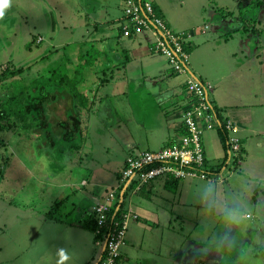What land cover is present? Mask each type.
<instances>
[{
	"label": "crops",
	"instance_id": "0c3cea01",
	"mask_svg": "<svg viewBox=\"0 0 264 264\" xmlns=\"http://www.w3.org/2000/svg\"><path fill=\"white\" fill-rule=\"evenodd\" d=\"M107 1L87 0L89 5L83 4V16L91 15L93 22L86 20L84 32L77 36V40L80 39L82 58L87 54L90 43L98 42L94 46L96 55L92 62L83 58L88 64L83 61V66L81 64L79 69L82 70L80 77L84 79L81 82L84 84L82 92L89 98L92 114L99 118L98 121L95 117L93 127H97V134L111 133L115 142L123 140L125 135L117 133H121L119 130L124 127L127 139L120 143L127 148H134L133 152L141 151L142 140L147 148L159 149L179 136L178 122L182 111L189 106L188 94L184 88L187 76L172 71L166 58L152 49L155 40L152 33L141 31L132 33L130 37H123L117 27L122 16L123 0ZM211 17L209 27L204 25L198 28L199 31L192 28L179 32L188 37V73L209 86L210 104L215 113L222 120L230 118L237 128L235 136L241 145V161L237 171L228 172L224 164L218 175L208 173L211 176L209 179H185L175 185L170 180L168 184L159 179L129 196L126 205L135 218L130 220L131 224L128 223L125 245L120 251L117 264H206L196 255L207 253H195L199 247L210 250L213 246L209 242H213L218 233V230L215 233L214 217L228 212L232 218L228 219L227 216L225 222H235V215L231 213L233 206L228 209L227 203L236 197L238 186L241 188L244 184L248 189L253 183L252 177L258 175L255 167L264 163V98L260 97L264 93V78L261 76L262 71L256 72L255 66L261 67L262 61L255 59L258 54L254 55L259 46L254 38H249L247 47L255 48L253 52L244 54L245 51L239 44L230 48L228 45L231 40L242 38L239 35L244 37L249 29L241 27L243 24L239 22L230 23L228 17L225 18L218 12ZM65 32L73 36L75 28L67 22ZM247 38L246 36L244 39ZM73 42L76 41L71 38L69 43L73 45ZM206 43L209 44V56L205 57L203 49L199 50L197 47ZM87 66L92 69L87 70ZM74 70L66 73L70 80ZM256 74L259 80H256ZM124 106L135 116L138 114L137 118L123 116ZM142 106H154L158 109L155 112H145L141 109ZM137 122L144 126H140L141 131L131 133V125L140 124ZM202 140L206 165L209 169H216L225 154L216 129L205 130ZM254 151L255 156H252L250 152ZM124 158L122 164L126 159ZM85 164L88 167L83 169L84 174L87 170L89 175L86 190H76V184L67 180V185L62 186L67 187L65 190L71 191V195L63 202L65 215L46 216L50 224L65 223L80 236H77L78 240L71 241L72 246L68 242L62 245L71 255L63 264H91L102 253L101 241L95 238L94 232L74 224L81 218L88 217L92 207L108 191L105 189L101 193L103 186L93 177L96 172L91 160L85 161ZM48 174H51L50 170ZM260 181L264 182V178ZM208 196L211 197V202L207 200ZM252 197L258 199L255 192ZM221 205L224 211H220ZM251 227L259 228L254 224ZM246 229L248 238L254 239V242L252 248H247L251 245L250 242L242 247L238 264H263L261 260H256V256L260 254L255 250L261 244V237H255V232L250 231L249 225ZM50 241L51 238L48 246ZM49 248L54 250L49 253L50 259L53 258V264H58L59 247ZM36 251L38 252L37 249ZM39 252L41 254L42 251ZM228 253L225 251V254ZM241 256H245L244 261ZM193 257L195 261H190Z\"/></svg>",
	"mask_w": 264,
	"mask_h": 264
},
{
	"label": "rangeland",
	"instance_id": "374dc122",
	"mask_svg": "<svg viewBox=\"0 0 264 264\" xmlns=\"http://www.w3.org/2000/svg\"><path fill=\"white\" fill-rule=\"evenodd\" d=\"M152 1L162 10L166 22L174 32L192 28L198 30L204 25L209 27L211 16L215 12L228 17L230 23L243 24L241 27L249 29L247 34L244 37L239 35L242 38L237 41L231 40L228 46L232 48L239 44L247 55L249 51L255 50L247 47L249 38H254L259 46L254 53L258 55L254 58L262 61L261 67L255 66L256 72L262 71L261 76L264 78V0ZM83 4L89 5L87 0H11L10 7L5 10L3 17H0V73L5 68L16 71L17 74H13L10 79L18 80L22 89L20 101L7 111L9 124L6 127H1L0 124V264H53L49 253L54 250L49 247H59L57 256L58 250L63 249L69 259L71 255L62 245L65 242L71 244L74 239L78 240L79 235L71 231L65 223L50 224L46 218L65 215L63 202L66 198L69 199L71 191L65 190L67 187L63 188L62 184L67 185L68 180L76 184V190H86L89 175L87 170L84 174L83 169L88 167L85 161L91 160L96 172L93 177L103 186L101 193L105 189L109 191L117 185L116 176L123 167V158L134 151V148H127L120 143L127 139L124 127L119 130L121 133H117L125 135L123 140L115 142L116 139L111 133L97 134V127L92 124L96 123L94 120L97 117L92 114L93 110L80 111L75 99L74 111L68 110L70 106L67 105L65 96L56 93L63 89L69 90L66 82L61 87L49 84L47 88L40 90L46 86L47 80H58V76L69 74L74 68L71 83L80 91L84 88L81 83L84 79L80 77L82 70L79 69L89 54L82 58L80 39L77 40V36L84 32L86 20L90 19L92 23L93 17L89 14L83 16ZM67 22L75 28L73 36L65 32ZM246 36L248 38L244 39ZM71 38L76 41L73 45L69 43ZM198 39L200 37L196 40ZM208 46L206 43L197 47L199 50L203 49L205 57L209 56ZM86 68L92 69L90 66ZM255 77L259 80L258 74ZM10 79L0 81V106L5 104L15 91ZM46 92L56 93L52 94L54 100L45 104L43 110L39 106L37 109L32 107L31 113L22 116V106H35ZM260 97L264 98V93ZM141 109L145 112H155L158 107L156 109L154 106H142ZM74 114L78 116L79 125L84 130L82 139L80 131L73 133ZM122 114L129 119H136L138 116L132 114L125 106ZM97 119L99 121L98 117ZM63 122L68 125L65 128L66 133L57 135L59 123ZM131 126L132 133L141 131L140 126L142 128L144 125L140 123ZM214 140L215 137L213 142ZM143 142L144 140L140 142L141 148L139 146L141 151L158 149L147 148ZM255 152L250 153L255 156ZM262 153L264 155V151ZM49 170L51 174H48ZM255 171L258 175L252 177L253 183L248 189L244 184L241 188L238 186L236 197L227 203L228 209L233 206L231 213L235 215V222H225L228 212L223 216L214 217L215 233L216 230L218 233L213 242H209L213 246L210 250L207 247L197 249L195 254L207 253L196 255L206 264H238L242 247L250 242L251 245L247 248H252L254 242V239L247 236L248 225L250 231L255 232V237H261V245L264 244V182L260 181L264 178V163L256 166ZM254 192L258 199H253ZM128 196L127 194L125 205L128 203ZM207 200L211 202V197L208 196ZM219 209L224 211L222 205ZM252 224L259 228H252ZM127 232L128 228L126 235ZM98 240L101 241L103 251L104 239ZM98 244L100 245V242ZM48 248L50 250H47ZM39 250L42 251L41 254ZM225 251L229 253L225 254ZM241 257L244 261L245 256ZM256 258L264 264L261 255ZM190 261H195V258Z\"/></svg>",
	"mask_w": 264,
	"mask_h": 264
},
{
	"label": "built area",
	"instance_id": "2783aa9c",
	"mask_svg": "<svg viewBox=\"0 0 264 264\" xmlns=\"http://www.w3.org/2000/svg\"><path fill=\"white\" fill-rule=\"evenodd\" d=\"M124 23L120 34L129 37L132 33L148 31L155 40L152 49L164 56L169 68L175 73L187 76L185 91L189 106L181 113L178 122L179 136L171 143L156 150L135 151L130 153L117 177V185L103 194L101 201L93 206L98 225L104 226L108 214L110 220L103 233L104 259L98 264H115L124 245L128 223L132 218L130 207L119 203L122 196L139 192L156 180L209 179L203 148V132L214 129L216 114L209 99V86L188 73V37L183 32H174L154 11L150 0H123ZM227 131L228 158L226 170H235L241 161V145L235 136L237 128L230 118L220 121ZM128 196V197H129ZM120 197V199H118ZM118 214L117 217H114Z\"/></svg>",
	"mask_w": 264,
	"mask_h": 264
},
{
	"label": "trees",
	"instance_id": "16d2710c",
	"mask_svg": "<svg viewBox=\"0 0 264 264\" xmlns=\"http://www.w3.org/2000/svg\"><path fill=\"white\" fill-rule=\"evenodd\" d=\"M150 1L153 3L152 0H150ZM153 5H154V3H153ZM154 11H155L157 16L161 17L164 21H166L164 16H163V14L160 12L159 8L156 5H154ZM124 20H125L124 19V11H123V8H122V16H121V18H120V20L118 22V26H117L119 32H121V25H122V23H124ZM95 43H98V42H91L90 45H89V49L86 52L87 54H89V56L85 60H88L89 63L92 62V59H94V57L96 55V51L94 49V46L96 45ZM188 51H189V49H188ZM84 63L88 64L86 61H84ZM13 74H17L16 71L5 68L0 73V81H3L4 79H10V77L14 76ZM14 79L15 78H11L10 79V83H12L11 86H15V91H13L11 97L7 100V102L5 104H3L2 106H0V108H1L0 124H2L1 127H6L9 124L8 123L9 121L7 122V120L9 119L7 111L9 109H11L13 105L17 104L20 101V97H21V94H22V89L19 86L20 82L18 80H14ZM65 82L68 84V88H69V90L71 92L68 89L67 90L63 89L61 92H56V93L59 94L60 96H62V95L65 96V98L67 99V105L70 106V107H68V110L69 111H74L75 107H73V103H75V102H73V100L75 99L76 106L78 107L77 109H80V111H82V112H90L91 109H92V106H91V104L89 102L88 96L86 95V93H84V91L82 92V90L80 91V90H78V88L75 89L74 86L71 83V80L69 78H67L66 74H62V75H60V77L58 76V80H55V79H52V80H49V81L47 80L46 86L41 87L40 90L43 89V88H47V85H49V84H52L55 87H61V85H63ZM56 93H51V92L44 93V95L41 97V99L38 102V104H36L35 106H33L32 104L22 106V110L20 111L22 113V116H25L28 113H31L32 112V107H33V109H37V106H39L40 109L43 110L45 104L50 103L52 100H54V96L52 94H56ZM35 95L37 96L38 94H35ZM43 117H44V115H43ZM77 117L78 116L76 114L73 115V121L75 123L74 129H73V133L76 130H77V132L80 131V138L82 139V135L84 134V132H83L84 130L79 125L80 122H79ZM1 120H3V121H1ZM221 120H222V118L219 115L216 114V121H215V124H214V126H215L214 129H216V131H217V135H218L219 141H220L222 147L224 148L225 154H224L223 159L221 160L222 162L220 163V165L217 166L216 169H209L207 167V165H206L207 174L210 173L211 175H218L220 173V171H221V167H223L222 165L226 164V161H227V158H228V154H227L228 145H227V142H226V140H227V131L223 127V124L222 125L220 124ZM6 122H7V124H4ZM66 127H68L66 122L59 123V130L56 132V134L60 135L61 132L66 133V131H65ZM72 137L73 136H71V138ZM80 147H81V145H80ZM118 176H119V172L117 173L116 178ZM170 181L174 185L177 182H179L178 180H170ZM167 182H168V184H170L169 180ZM118 199H120V197ZM125 200H126L125 195H123L122 196V201H120V203H119L120 207H122L124 205ZM117 215L118 214H115L114 217H117ZM110 217L111 216H110V213H109L108 214V218H107V222L105 224V227L98 225L97 220H96V216H95V213H93V207H92L91 212H90L88 217L81 218L78 222H76L74 224L79 226L82 229H85V230H88V231L90 230V231L94 232L95 238H97V239L98 238H103L104 239V237H103L104 234L103 233L106 231V226H108V224H109ZM59 220H61V219H59ZM124 244H125V241H124ZM257 247H258V248H256L257 249V253L259 252V254L264 258V244L263 245L258 244ZM120 251H121V248H120ZM120 254L121 253L119 252V255L115 257V264H117L118 260L120 259ZM104 256H105V253H103V251H102L100 258L97 261H95L94 263H91V264H98L100 262V260L104 259Z\"/></svg>",
	"mask_w": 264,
	"mask_h": 264
},
{
	"label": "clouds",
	"instance_id": "9594fccd",
	"mask_svg": "<svg viewBox=\"0 0 264 264\" xmlns=\"http://www.w3.org/2000/svg\"><path fill=\"white\" fill-rule=\"evenodd\" d=\"M10 4H11V0H0V17H3L5 10L8 7H10ZM231 218H232L231 215H228V219H231ZM58 257H59L58 264H63V262L68 259V254L63 249H59Z\"/></svg>",
	"mask_w": 264,
	"mask_h": 264
}]
</instances>
